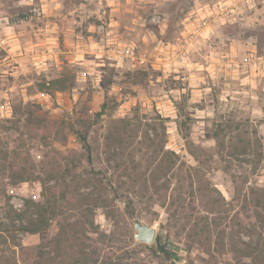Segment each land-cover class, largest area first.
Here are the masks:
<instances>
[{
    "label": "rangeland",
    "instance_id": "374dc122",
    "mask_svg": "<svg viewBox=\"0 0 264 264\" xmlns=\"http://www.w3.org/2000/svg\"><path fill=\"white\" fill-rule=\"evenodd\" d=\"M0 43V264H264V0H0Z\"/></svg>",
    "mask_w": 264,
    "mask_h": 264
},
{
    "label": "trees",
    "instance_id": "16d2710c",
    "mask_svg": "<svg viewBox=\"0 0 264 264\" xmlns=\"http://www.w3.org/2000/svg\"><path fill=\"white\" fill-rule=\"evenodd\" d=\"M43 88L44 89L41 90L43 92L44 91L45 92H51L53 89L54 90H58V91H64L67 88V86L64 84V81H62L61 79H57V80H53L51 82H48L47 84H45L43 86ZM102 115H103V112L97 114V116H99V117H101ZM178 118H179V126H180V128L182 130H184V129L186 130L187 129V121L183 120V116H182L181 112L178 113ZM133 133L134 134H132L130 136V140H126V138L124 137L122 132L117 133L115 135L112 134L110 137H106V146L108 147L107 148L108 150L106 151L107 166L109 165L111 167V164H112L111 161L114 160L116 158V156H118V158L124 156L123 151H121L123 148H125L124 144H128L130 148H133V149L136 148L135 144L137 142H135V141L137 139V135L135 134V132H133ZM80 137H81V140L83 141L85 147L87 148V150H89V154L91 155L90 150H92V149L90 148L89 144L87 145V143H88L87 138L84 137L81 134H80ZM148 142H149V148L150 149H154L153 146H154L155 140L153 138L148 137ZM111 150L113 151L114 156L110 153ZM90 157H92V156H90ZM151 165H153V164H148L147 163L146 164V168L149 169V167H151ZM142 168H143L142 164L140 162H135L134 160H133V163L131 165H129V164L125 163V162L123 164H117L115 166L116 171L119 172L120 171L119 169H123V172H121V173L119 172V179L118 180H113V181L111 180V181L108 182L109 185H110V189H114L115 191L114 190L113 191L118 193V191H119L118 189H120V188L123 189L124 186H126V184H130L129 186L136 187L137 185L139 186L142 183H143L142 184L143 186L149 185V182L150 183H155L150 178L149 179L147 178V174L141 172ZM68 173H70V175H71V172H68ZM67 176H69V175L66 172L64 174V176L62 177V180H61V182L63 184L66 182V177ZM122 178H126L130 182H128V183L124 182L122 180ZM101 181H108V180H104L103 179ZM116 184H117V186H115ZM43 186L45 187V184H43ZM61 198H62V200H66L67 199V194L66 193H62ZM116 199H117V197H114V199L112 201H116ZM93 200L96 203H103L105 208L108 207V204L104 202L106 200L102 199V197H96L95 198V196H94ZM56 206L58 207V204H56ZM38 208H39L38 212H37L38 218L36 220H31L27 226L23 227L22 228L23 232H26V233H29V234H32V235L42 234L47 229V227L49 226L50 221H52L53 218H56L57 216H60V215L61 216L66 215V213H67L66 211H64V207L62 206V207L59 208V210H60L59 212H56L54 210L52 212V216L51 217H47V213L48 212L45 210L44 205L39 203L38 204ZM126 213H127V215L129 217H131V218L134 217L135 210H134V206H133L132 200H129V201L126 202ZM107 215H109V213H107ZM83 221H84V219H83ZM76 226H77L76 222L73 223V224H61L60 230H59V235H58V238L56 239L57 240V244L58 245H62L63 242H65V241L67 242L68 241V239H67L68 232L71 229L76 232L78 230L77 229L78 226L82 227L84 229V226H86V223L79 224L77 227ZM91 226H93V222L91 223ZM85 239L89 240L90 238H89V236H85ZM82 243H83V241H82ZM16 247L21 248V246H19V245H16ZM38 249L42 250V247L39 246ZM71 249H73L72 246H71ZM240 251L243 252L244 250H240ZM72 253L74 255H76V257L81 254L80 251H79V253L78 252H72ZM43 256H44V254L40 253L39 257H43ZM72 257H75V256H72ZM82 257L86 258L85 256H82ZM86 263H88V262H86Z\"/></svg>",
    "mask_w": 264,
    "mask_h": 264
},
{
    "label": "water",
    "instance_id": "95a60500",
    "mask_svg": "<svg viewBox=\"0 0 264 264\" xmlns=\"http://www.w3.org/2000/svg\"><path fill=\"white\" fill-rule=\"evenodd\" d=\"M134 223V229H135V240L138 243H143V244H153L155 242L158 228L156 225H151L147 223L144 220H141L139 218H134L133 219Z\"/></svg>",
    "mask_w": 264,
    "mask_h": 264
},
{
    "label": "built area",
    "instance_id": "2783aa9c",
    "mask_svg": "<svg viewBox=\"0 0 264 264\" xmlns=\"http://www.w3.org/2000/svg\"><path fill=\"white\" fill-rule=\"evenodd\" d=\"M0 45H1V43H0Z\"/></svg>",
    "mask_w": 264,
    "mask_h": 264
}]
</instances>
